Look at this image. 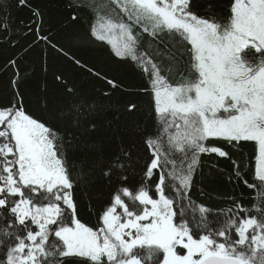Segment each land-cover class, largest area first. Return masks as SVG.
Wrapping results in <instances>:
<instances>
[{
	"label": "snow or ice",
	"instance_id": "obj_1",
	"mask_svg": "<svg viewBox=\"0 0 264 264\" xmlns=\"http://www.w3.org/2000/svg\"><path fill=\"white\" fill-rule=\"evenodd\" d=\"M11 7L0 0V31L15 46ZM68 7L73 22L81 19L76 12L87 16L74 46L106 44L115 61L145 76L139 91L150 98L149 123L134 122L131 133L146 157L141 162L109 119L106 139L118 150L104 154L99 118L113 109L131 116L140 106L113 102L122 85L41 35L35 9L40 23L21 21L25 36L35 24L28 47L45 41L110 88L101 104L57 75L65 100L49 105L44 97L45 115L37 117L19 92L16 60L5 65L16 71L13 99L0 104V264H264V0H230L222 16L211 4L198 14L196 0H69ZM181 62L187 75L177 72L182 78L172 83ZM213 139L233 149L252 142L254 168L210 145ZM205 154L231 160L229 181L251 190L250 204L232 196L226 209L214 210L192 199ZM97 179L112 194L89 226L79 218L75 187Z\"/></svg>",
	"mask_w": 264,
	"mask_h": 264
},
{
	"label": "trees",
	"instance_id": "obj_2",
	"mask_svg": "<svg viewBox=\"0 0 264 264\" xmlns=\"http://www.w3.org/2000/svg\"><path fill=\"white\" fill-rule=\"evenodd\" d=\"M10 3L12 7L11 18L7 20L10 28L8 39L15 40L16 44L12 46L8 43L4 33L0 31V104H7L13 99L14 90L10 81L16 69L10 65L5 67L11 59L16 60L19 68V92L25 98V107L34 116L45 115L41 111L44 97H47L49 105L64 102L63 86L60 81L56 80L57 75L74 85L87 99L96 100L101 104L108 102L103 96V90L110 86L105 81L95 77L86 68L78 67L45 41H37L32 47H28L33 40H36L35 24H33L32 33L25 36L23 32L26 29L21 21L25 25L33 20L40 23L32 14L35 9H38L43 18L40 28L41 35L48 36L53 44L63 48L70 55H75L95 71L117 80L122 87L112 93L113 102L123 104L126 100H133L138 103L140 111L131 116L124 114L122 109L117 116H113L115 109L102 115L99 118L101 131L97 139L102 143L105 155L118 150L117 141L109 142L106 139L107 136L112 135V132L111 128L105 126L104 121L105 119L112 120V127L120 130L119 134L123 136L125 145L134 144L133 151L141 156V162H143L146 150L141 141L131 133L134 122L149 123L150 98L139 91L140 88L147 85L143 73L130 62L115 61L106 44L74 46L72 38L74 34H82L87 23V16L83 12H76L81 17L80 21H71L73 9L68 7L69 0H27L31 7H17L15 0H10ZM229 3L230 0H196L195 11L200 15H205L209 11L208 5L211 4L215 14L222 16ZM3 15L0 13V20H3ZM2 27L3 24L0 23V28ZM26 48L27 51H25ZM186 67L187 65L181 62L170 75V82H179L182 77L177 72L184 71ZM184 74L187 75L186 71ZM208 143L224 148L231 154L232 159L243 160L254 168L256 152L252 142H241L242 147L238 149H233L220 140L213 139ZM79 157L80 154H76L75 160H78ZM75 160L69 159L70 169ZM201 160L203 167L202 170L198 169L194 177L195 186L191 193L194 201L206 204L214 210L226 209L230 204L227 198L232 196L241 199L245 205L251 203V200L248 199L251 190L243 184L238 185L229 181L233 169L231 160L217 157L215 154H205ZM212 165L216 167H212ZM248 179L251 181L250 174ZM111 194L112 188L104 180L97 179L88 186L78 184L75 187V199L81 221L89 226H94L96 224L95 213L108 201Z\"/></svg>",
	"mask_w": 264,
	"mask_h": 264
}]
</instances>
